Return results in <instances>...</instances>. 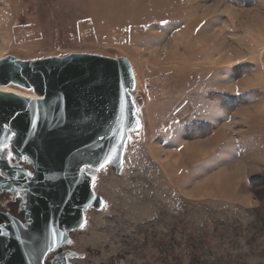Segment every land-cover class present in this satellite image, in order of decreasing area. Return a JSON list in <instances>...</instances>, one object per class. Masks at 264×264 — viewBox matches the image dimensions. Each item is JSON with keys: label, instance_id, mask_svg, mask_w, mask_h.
I'll return each instance as SVG.
<instances>
[{"label": "rangeland", "instance_id": "obj_1", "mask_svg": "<svg viewBox=\"0 0 264 264\" xmlns=\"http://www.w3.org/2000/svg\"><path fill=\"white\" fill-rule=\"evenodd\" d=\"M73 52L130 60L140 126L46 264H264V0H0V59Z\"/></svg>", "mask_w": 264, "mask_h": 264}, {"label": "water", "instance_id": "obj_2", "mask_svg": "<svg viewBox=\"0 0 264 264\" xmlns=\"http://www.w3.org/2000/svg\"><path fill=\"white\" fill-rule=\"evenodd\" d=\"M11 84L38 97L0 90V145L8 142L7 153L34 171L0 157V190H23L27 212L22 221L0 211V264H46L69 232L85 225V211L104 206L85 169L100 168L110 149L113 159L105 166L122 168L129 131L140 125L135 75L126 57L8 55L0 59V85ZM51 263L67 264L66 253Z\"/></svg>", "mask_w": 264, "mask_h": 264}, {"label": "snow or ice", "instance_id": "obj_3", "mask_svg": "<svg viewBox=\"0 0 264 264\" xmlns=\"http://www.w3.org/2000/svg\"><path fill=\"white\" fill-rule=\"evenodd\" d=\"M164 23H167V21H164ZM86 118H87V113L85 114V117L83 119H86ZM62 123H63V121L58 122L57 125H56V127H60V125ZM101 139H106V137H101ZM111 139L114 142L115 141V136L111 137ZM7 147H8V145L6 143L0 145V151H2L3 149H6ZM119 147H123V145L121 144ZM111 151L112 150L110 149L109 150V155L105 156L103 162H99L98 161L99 167L101 169L104 168L106 164H108V163H110L112 161L113 156L111 155ZM11 155H12L11 153H7L8 158H11ZM88 167H90V165ZM29 175H31V174H29ZM53 234H55V233L53 232ZM69 243H71V241H69Z\"/></svg>", "mask_w": 264, "mask_h": 264}, {"label": "bare ground", "instance_id": "obj_4", "mask_svg": "<svg viewBox=\"0 0 264 264\" xmlns=\"http://www.w3.org/2000/svg\"><path fill=\"white\" fill-rule=\"evenodd\" d=\"M0 90L8 91V92H15L18 94H23L25 96L38 97V95H36L32 90L21 91V90L13 89L9 86H2V85H0Z\"/></svg>", "mask_w": 264, "mask_h": 264}, {"label": "built area", "instance_id": "obj_5", "mask_svg": "<svg viewBox=\"0 0 264 264\" xmlns=\"http://www.w3.org/2000/svg\"><path fill=\"white\" fill-rule=\"evenodd\" d=\"M31 24H26L27 27H30ZM26 37H29L30 36V32L27 31V33L25 34Z\"/></svg>", "mask_w": 264, "mask_h": 264}, {"label": "flooded vegetation", "instance_id": "obj_6", "mask_svg": "<svg viewBox=\"0 0 264 264\" xmlns=\"http://www.w3.org/2000/svg\"><path fill=\"white\" fill-rule=\"evenodd\" d=\"M59 253V252H58Z\"/></svg>", "mask_w": 264, "mask_h": 264}]
</instances>
